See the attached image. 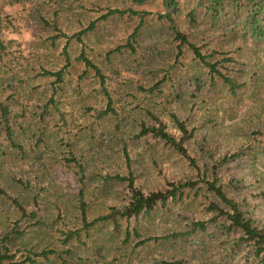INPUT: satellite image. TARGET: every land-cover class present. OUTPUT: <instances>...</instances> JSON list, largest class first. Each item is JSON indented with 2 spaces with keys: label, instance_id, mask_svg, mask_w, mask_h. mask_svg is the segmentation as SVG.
Masks as SVG:
<instances>
[{
  "label": "rangeland",
  "instance_id": "374dc122",
  "mask_svg": "<svg viewBox=\"0 0 264 264\" xmlns=\"http://www.w3.org/2000/svg\"><path fill=\"white\" fill-rule=\"evenodd\" d=\"M180 4L170 24L163 0H0V103L10 114L0 111V250L16 260L30 251L36 264H243L206 234L141 244L214 217L210 183L264 232V41L233 14L213 24L199 8L192 26L196 4ZM175 30L244 87L233 95ZM60 71L62 82L44 74ZM173 115L188 132L185 153L149 131L181 141ZM131 182L145 196L189 186L183 202L131 219L139 236L129 245L101 226L64 245L85 228L83 204L88 222L123 208Z\"/></svg>",
  "mask_w": 264,
  "mask_h": 264
},
{
  "label": "trees",
  "instance_id": "16d2710c",
  "mask_svg": "<svg viewBox=\"0 0 264 264\" xmlns=\"http://www.w3.org/2000/svg\"><path fill=\"white\" fill-rule=\"evenodd\" d=\"M132 1L138 5H142L147 0ZM187 1H189V3L196 4L195 9H192V11H190L187 15V18L192 26L196 25L195 22L197 21L195 12L199 8L206 11L213 24L218 23L219 19L223 16L226 18L230 14H233L240 19L236 26H242L245 32H247L251 37L264 41V0ZM163 3L167 12L161 17V19L167 20L170 24H173L174 16H177L181 11L180 0H163ZM115 13H119V11H114L113 14ZM175 34L176 39H178L182 45H187L194 52L196 58L200 59L201 62L211 70L213 78L217 77L220 79L222 83L229 88L233 95L237 94V91L244 87L243 84H240L233 77H229L228 75L222 73L218 69V65L208 62V58L201 53L197 46L189 43L184 34L177 30H175ZM0 49H3L1 40ZM79 60L82 61L87 68L94 70L96 74L101 77L102 83L104 84L100 70L85 56L84 53L81 54ZM63 73V71H60L57 73L46 72L44 74L45 76L56 77L58 82H62ZM0 111L2 112L4 120L7 122L10 115L8 108L0 103ZM109 112H113L111 107L104 113V115ZM173 120L176 123L178 130L184 134L182 140L179 142L165 133L161 128H153L149 131L155 133L156 136L164 140L167 144L185 153L182 144L183 141H185V138L188 137L186 126L175 115H173ZM146 133H148V131ZM119 180L123 181L125 179L119 178ZM186 186L189 185L185 184L183 186L174 187L172 191L152 193L145 196L141 191L134 189L133 182H131L130 188L132 189V195L127 206L123 208L112 207L107 214L100 215L90 222L87 221L86 205L83 204L81 211L82 222L85 228L78 231L74 230L67 232L64 235L63 243L67 246L73 240H80L81 233L83 231H85L88 236L90 229H93L96 226H101L103 229L111 227L113 235H115V237L119 239L122 244L129 245L133 236H139L137 228H133L132 233L130 231L131 219H134L136 223H140L139 220L141 217H152L153 214L156 213L159 206H161V208H165L167 206V202L170 198H172V203L183 202L185 200L183 188H186ZM208 188L215 196V201L210 202L208 207V211L216 213L214 214V217L207 222L193 221L187 227L189 228L188 231H174L163 237H150L141 241V244L144 245L150 241L161 245L177 244L184 241L189 242L191 239L195 238V235L197 234H202L204 236L206 234L210 242L217 243L220 247L219 250L221 251L224 260L237 259L240 257L243 264H264V232L252 225L253 223L250 218L245 216V212L240 209L235 200L227 197L222 187L217 186L216 183H210ZM221 204H223L227 210L230 209V211H222L220 207L222 206ZM223 217L224 220L219 221ZM124 224H127L125 229L122 228ZM210 229H212L211 232H209ZM207 242L208 241H206L205 244H207ZM51 254H55V251H43L40 256L48 259ZM33 256L35 255L29 251L28 256L24 258V260H16V255L10 254L9 249L4 248V250H0V264H36ZM63 264L68 263L64 261ZM169 264L192 263L176 261Z\"/></svg>",
  "mask_w": 264,
  "mask_h": 264
}]
</instances>
